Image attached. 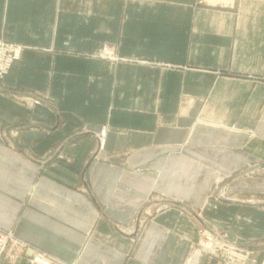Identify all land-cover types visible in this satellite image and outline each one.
Masks as SVG:
<instances>
[{
	"label": "crops",
	"instance_id": "obj_1",
	"mask_svg": "<svg viewBox=\"0 0 264 264\" xmlns=\"http://www.w3.org/2000/svg\"><path fill=\"white\" fill-rule=\"evenodd\" d=\"M0 39L25 46L0 79V228L60 264H223L212 220L264 193V0H0ZM263 200L217 227L239 264H264Z\"/></svg>",
	"mask_w": 264,
	"mask_h": 264
},
{
	"label": "built area",
	"instance_id": "obj_2",
	"mask_svg": "<svg viewBox=\"0 0 264 264\" xmlns=\"http://www.w3.org/2000/svg\"><path fill=\"white\" fill-rule=\"evenodd\" d=\"M24 48L25 46L21 44L0 39V79L21 57ZM206 233L199 243L202 253L221 260L223 264H233L239 256L245 257L244 250L239 249L227 234H218L212 230ZM235 249L241 250L240 254H234L232 251H237ZM22 258L26 259L28 264H60L52 256L17 238L12 231L0 228V260H5L9 264H17Z\"/></svg>",
	"mask_w": 264,
	"mask_h": 264
},
{
	"label": "rangeland",
	"instance_id": "obj_3",
	"mask_svg": "<svg viewBox=\"0 0 264 264\" xmlns=\"http://www.w3.org/2000/svg\"><path fill=\"white\" fill-rule=\"evenodd\" d=\"M201 1H202V3H208L207 0H201ZM230 2H231V0H226V1L217 0L218 4H229ZM105 49L98 55L111 56L109 54H106L107 50H105ZM262 175L264 176V173ZM239 182H240V179L238 181L234 180L235 185L239 184ZM234 184L232 185V187L235 186ZM237 191H239V190H237ZM263 196H264V193L257 195L256 193H249L248 191H245L242 194H239V192H236V193L232 194V198L233 199L236 198L240 202H236V203H233V205H231L232 211H233L232 219L227 218L226 220H222V222H220V224L222 226L218 225L219 224L218 222H214V220H212V227L216 228V229H212V231H214L218 234H223V235L227 234L229 236V239L232 240L234 244L238 245L239 249L244 250L243 255H245V257L239 256L238 259L233 264H239L240 262H246L249 259L253 260V258H252L253 250H251V248H248L247 245L242 244V242H240L239 239L231 238L230 233L227 230H220L217 227H223L224 228L225 224L227 226H230L232 224L233 228H236V227L239 228V227L248 226V225L249 226H255L256 225V223L254 222L255 220L251 216H249V218H248L249 224L247 223L246 219H242L240 217L244 216V215L246 216V214L256 210L257 208L254 205H252V203L256 204V203H258V201L261 202V199H264V198H262ZM252 197H254V198H252ZM257 197H259V198L256 199ZM261 206H264V204ZM227 210H228V207H227ZM234 237H236V236H234ZM235 250H237V251H234V250L232 251L234 254L235 253L240 254L241 250H238V249H235Z\"/></svg>",
	"mask_w": 264,
	"mask_h": 264
},
{
	"label": "bare ground",
	"instance_id": "obj_4",
	"mask_svg": "<svg viewBox=\"0 0 264 264\" xmlns=\"http://www.w3.org/2000/svg\"><path fill=\"white\" fill-rule=\"evenodd\" d=\"M223 1H226V0H223ZM207 2H209V3H217V0H207Z\"/></svg>",
	"mask_w": 264,
	"mask_h": 264
}]
</instances>
